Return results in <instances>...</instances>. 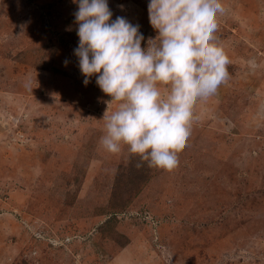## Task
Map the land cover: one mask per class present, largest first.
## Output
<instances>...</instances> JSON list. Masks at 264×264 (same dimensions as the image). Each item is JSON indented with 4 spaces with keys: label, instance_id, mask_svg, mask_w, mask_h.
Here are the masks:
<instances>
[{
    "label": "rangeland",
    "instance_id": "rangeland-1",
    "mask_svg": "<svg viewBox=\"0 0 264 264\" xmlns=\"http://www.w3.org/2000/svg\"><path fill=\"white\" fill-rule=\"evenodd\" d=\"M148 3L108 0L142 47ZM222 4L229 78L169 166L102 146L73 0H0V264H264V0Z\"/></svg>",
    "mask_w": 264,
    "mask_h": 264
},
{
    "label": "clouds",
    "instance_id": "clouds-1",
    "mask_svg": "<svg viewBox=\"0 0 264 264\" xmlns=\"http://www.w3.org/2000/svg\"><path fill=\"white\" fill-rule=\"evenodd\" d=\"M73 2L83 83L95 75L110 103L118 102L102 118V146L119 153L127 145L149 164L171 166L191 134L196 103L229 78L230 60L216 35L222 0H149L157 35L146 47L140 25L122 16L113 20L108 0Z\"/></svg>",
    "mask_w": 264,
    "mask_h": 264
}]
</instances>
